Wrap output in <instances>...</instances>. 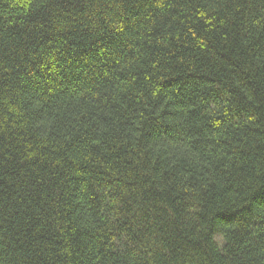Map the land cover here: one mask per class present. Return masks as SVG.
<instances>
[{"label": "trees", "instance_id": "1", "mask_svg": "<svg viewBox=\"0 0 264 264\" xmlns=\"http://www.w3.org/2000/svg\"><path fill=\"white\" fill-rule=\"evenodd\" d=\"M0 264H264V0H0Z\"/></svg>", "mask_w": 264, "mask_h": 264}]
</instances>
